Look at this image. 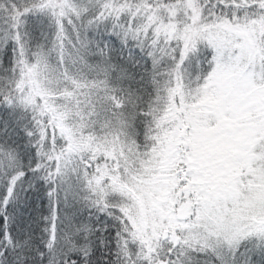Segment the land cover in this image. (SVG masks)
I'll use <instances>...</instances> for the list:
<instances>
[{"label":"snow or ice","instance_id":"snow-or-ice-1","mask_svg":"<svg viewBox=\"0 0 264 264\" xmlns=\"http://www.w3.org/2000/svg\"><path fill=\"white\" fill-rule=\"evenodd\" d=\"M0 264H264V0H0Z\"/></svg>","mask_w":264,"mask_h":264}]
</instances>
